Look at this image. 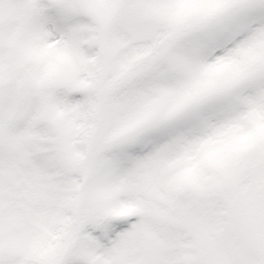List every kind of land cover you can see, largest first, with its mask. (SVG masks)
<instances>
[{"label": "snow or ice", "instance_id": "1", "mask_svg": "<svg viewBox=\"0 0 264 264\" xmlns=\"http://www.w3.org/2000/svg\"><path fill=\"white\" fill-rule=\"evenodd\" d=\"M0 264H264V0H0Z\"/></svg>", "mask_w": 264, "mask_h": 264}]
</instances>
